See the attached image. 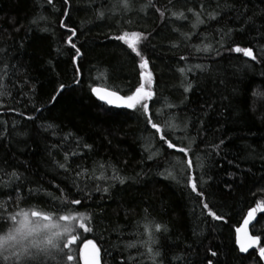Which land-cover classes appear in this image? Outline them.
<instances>
[{"label":"trees","instance_id":"16d2710c","mask_svg":"<svg viewBox=\"0 0 264 264\" xmlns=\"http://www.w3.org/2000/svg\"><path fill=\"white\" fill-rule=\"evenodd\" d=\"M146 3L135 0L137 11L123 19L100 20L96 10L109 8V0H70V8L64 0H53V5L47 0H0V92L7 93L0 96V201L8 196L15 200L19 195L22 208L62 213L64 208L55 205L46 192L81 199V205L70 208L93 214L87 224L93 230H77L80 239L72 246L77 260L67 262L63 257L62 264H83L79 252L84 240L96 243L102 264H134L132 257H137L135 264H152L138 255L145 252L141 245L128 247L146 239L142 234L145 216L167 226L168 231L156 233L163 264H207L209 259L213 264H264L258 252L264 246V213H258L256 230L252 228L261 236L258 247L242 254L235 241V228L247 211L264 202V60L252 61L227 50L235 44L252 47L259 59L264 46V0H172L171 4L153 0L162 9H198L203 3L205 12L220 13L215 21L205 15L206 23L195 30L190 41L173 31H193L190 13L187 21L162 22L155 8L139 11ZM65 8L70 12L68 18L62 16ZM39 15L48 19L33 24ZM129 18L131 25L124 23ZM62 19L67 29L60 26ZM44 28L49 30L42 31ZM71 28L77 29L73 42L84 53L75 63V50L66 42ZM121 28L151 33L141 46L150 61L157 92L150 110L155 113L167 98L176 107L165 109V113L174 114L181 126L189 122L187 133L176 131L169 138L178 147L186 146L187 141L180 143L175 136L187 134L195 140L194 155H190L194 160L199 157L205 167H195L194 173L208 181L204 185L208 203L224 221L202 214L200 198L183 179L177 183L160 175L173 156L181 154L167 149L157 138L151 150L163 154L147 158L144 145L152 140L154 130L142 114L110 107L91 92V88L102 86L126 95L139 84V58L112 39ZM229 29L233 31L228 33ZM174 42L179 47L173 48ZM202 42L212 44L213 50L196 52L191 47ZM196 64L205 65V69L195 68ZM180 67H192V71L181 75ZM187 82L193 88L186 93L182 83ZM61 83L67 87L53 101ZM164 118L154 116L157 122ZM49 124L54 127L48 128ZM221 140L224 144L217 151L213 146ZM84 144L92 145L91 150ZM73 151L78 154L69 156L71 170L58 168L64 154ZM97 162L114 164L120 175L129 179L121 185L112 180L76 178V171H91ZM13 169L23 178L4 187L10 181L7 173ZM107 175H113L110 169ZM74 180L81 188L87 185L86 191L91 192L87 199L83 192L77 193ZM109 184H115L109 193L93 190ZM30 188L41 192L30 194ZM8 207L18 210L12 201ZM212 251L217 256L213 257Z\"/></svg>","mask_w":264,"mask_h":264},{"label":"snow or ice","instance_id":"6c2138e0","mask_svg":"<svg viewBox=\"0 0 264 264\" xmlns=\"http://www.w3.org/2000/svg\"><path fill=\"white\" fill-rule=\"evenodd\" d=\"M111 6L106 10L102 7L96 10V18L103 20L105 18L120 17L123 19L125 16H130L131 13L137 11L134 8L135 0H109ZM49 5H53V0H47ZM172 0H169V4ZM64 4L70 8V0H64ZM155 8V11L159 13L160 19L163 22L165 19H175L184 20L189 19L188 14L190 13L193 17L191 22V32H181L179 28H173V31L180 34L181 38L190 41L194 35H196V29L200 25L206 23L205 15L208 20H217L220 15L218 11L205 12V6L203 3L199 5V8H187L180 10H173L171 8L162 9L156 7L153 0H147V3L141 5L139 8L140 12H145L147 8ZM219 8L220 5L218 4ZM234 7V5H233ZM68 8L62 12V16L65 18L70 17V12ZM48 17L44 15H39L34 18L31 22L33 24H38L40 20H47ZM253 17H248V21H252ZM84 23L83 21L81 22ZM120 20H117L119 25ZM125 24L131 25L133 21L129 18L124 20ZM60 26L62 28H68L65 19L60 21ZM49 29L44 28L42 31H48ZM70 35L67 36V43L72 49L75 50V56L73 57L74 63L83 57L84 53L81 51L80 47H77L76 43L73 42V38L77 36V29H68ZM233 29H229L228 33H231ZM238 31H243V29H238ZM227 35L228 33H223ZM151 33H145L144 31L138 30H128L121 28L119 34L112 37L117 41L122 42L139 58L138 67L141 70L139 73V84L133 90H130L129 94L121 95L117 91H109L102 89L100 87L91 88V92L103 103L108 106L131 109L139 112L145 118V123L150 126L154 132L152 133V140H149L144 145L145 151L149 152L148 159H153L155 156L162 155L160 150L152 151V141L157 139L162 142L163 146L167 149L172 150V152L179 153L181 155L173 156L172 160L169 162V167H167L164 172L160 175L164 176L165 179H171L177 183H181L182 179L186 187L196 194L200 198V205L202 214L211 217L213 220L224 221L225 217L223 215H218L213 208L210 207L208 203V197L205 195L206 189L204 185L207 184V180L201 175L199 178L194 173V168L199 166L203 169L205 166L197 157L195 160L192 158L194 155V150L192 145L195 144V140L185 134L183 137L175 136V139L180 143L187 141V145L183 147H178L177 143L170 139V136H174L176 131H184L187 133L189 126L188 121L183 122V126L177 123V117L174 114H166L165 109L175 108L176 105L167 101L164 98V104L161 108L157 109L155 113L150 110V102L157 99V92L155 90V78L154 74L150 68V61L146 55L141 51V46L144 41L148 39ZM222 46V45H221ZM173 48L179 47V44L174 42L172 44ZM191 47L196 52H211L213 46L210 43H203L201 45H191ZM230 52L242 53L244 57L250 58L252 61L260 62L264 60V46H261V54L254 53L252 47H242L239 44L230 46L228 49ZM219 55V52H217ZM181 60L186 61L187 57L181 56ZM197 69L204 70L205 65L196 64L194 66ZM181 75H186L187 72L192 71V67H180L177 69ZM76 72L79 74V65L76 66ZM75 83H79V79L75 80ZM223 83V81H221ZM67 86L61 83L56 91V95L52 97L55 101L56 98L63 92ZM184 92H190L193 88L191 82L182 83ZM5 92H0V96L6 95ZM257 95V93H253ZM226 99V97H225ZM209 108L212 107L211 104L208 105ZM155 117H166L157 122ZM31 119V117H29ZM203 124V121H201ZM48 128H53L54 125L49 124ZM71 135V134H69ZM67 139V137H65ZM79 143V142H78ZM224 144L221 140L218 144L213 147L218 151L220 146ZM84 148L91 150L92 145L84 144ZM78 153L73 151L71 153L64 154V162H57V167L64 169L66 172L71 170V165L69 163V156H76ZM192 154V155H190ZM172 155V153H169ZM80 167L79 165L77 166ZM113 173L112 176H108V170ZM97 172L99 174H97ZM10 177L9 182L4 183V187H8L12 180L20 181L23 178V174L13 169L10 173H7ZM231 175V174H230ZM77 179L83 178L85 180H112L117 181L119 184L123 185L129 179L127 176L120 175V170L114 164H106L104 162H97L95 167L90 171L88 169L80 168L79 171L75 172ZM212 177H208L211 180ZM19 187V186H17ZM59 187V186H57ZM73 187L76 188L77 193H84V198L87 199L91 192L86 191L87 185L81 188L78 183L74 180ZM115 187V184H109L108 186L101 187L97 185L93 190L96 192L109 193L110 189ZM230 187V185H228ZM61 193H64V189H59ZM30 194L35 192L39 194L41 192L40 188L29 189ZM69 190V194H70ZM52 198L55 205L62 206L64 211L51 212L45 210H35L34 208L25 209L20 207L21 197L18 195L15 200L11 196H8V200L0 201V264H62V258L66 257L67 262H74L77 260V256L72 254V246L76 244L80 237L77 235L78 229H83L85 232H91L93 229L88 227L87 224L93 219V214L79 212L75 209H71L72 205H81V199H69L68 195L53 196L52 193H45ZM8 201H12L16 205L18 210H11L8 207ZM146 211V210H145ZM257 213H264V202H258L255 207L248 210L246 217L243 220V224L240 227L235 228L236 233V244L239 246V251L242 253H248L249 249H255L261 244L260 235H250L249 225L252 224L253 230L255 229V222H258L256 217ZM161 230L168 231L166 225L160 223H155L149 220L147 216L144 218L143 222V235H146V239L137 241L136 243H130L128 247L136 248L137 244L141 245L144 249V253H138L139 256H145L147 260H150L152 264H163L162 253L158 248L159 240L156 233H160ZM84 247L79 252V258L83 260V264H100L99 259V248L96 246L95 242L92 240H84ZM67 249V251H65ZM259 259L264 260V246L258 248ZM211 255L213 257L217 256V252L212 251ZM57 257H61V260H57ZM134 261L137 257L131 258ZM207 264H213L212 260H208Z\"/></svg>","mask_w":264,"mask_h":264},{"label":"water","instance_id":"95a60500","mask_svg":"<svg viewBox=\"0 0 264 264\" xmlns=\"http://www.w3.org/2000/svg\"><path fill=\"white\" fill-rule=\"evenodd\" d=\"M95 87H100V88H102V89H106V90H109V91H116V90H112V89H109V88H106V87H102V86H95ZM121 94V93H120ZM94 95V94H93ZM121 95H123V94H121ZM95 96V95H94ZM96 97V96H95ZM97 98V97H96ZM98 99V98H97ZM99 100V99H98ZM102 102V101H101ZM105 104V103H104ZM110 107H112V106H110ZM117 108V107H116ZM248 212V211H247ZM246 215H247V213H246ZM246 215L244 216V218L246 217ZM244 218L242 219V221H241V223L239 224V226L238 227H240L242 224H243V220H244ZM256 219H258V213H257V217H256ZM256 223V222H255ZM237 228V227H236ZM249 234L250 235H253V236H255V234L252 232V224H250L249 225ZM235 241H236V233H235ZM236 246L238 247V249H239V246L236 244ZM259 246V245H258ZM257 246V247H258ZM253 249H249V252L250 251H252ZM248 252V253H249ZM242 253V252H241ZM248 253H242V254H248ZM99 259H100V264H102V262H101V258H100V252H99ZM82 263H83V260H82Z\"/></svg>","mask_w":264,"mask_h":264},{"label":"rangeland","instance_id":"374dc122","mask_svg":"<svg viewBox=\"0 0 264 264\" xmlns=\"http://www.w3.org/2000/svg\"><path fill=\"white\" fill-rule=\"evenodd\" d=\"M96 244V243H95ZM97 246V245H96Z\"/></svg>","mask_w":264,"mask_h":264}]
</instances>
